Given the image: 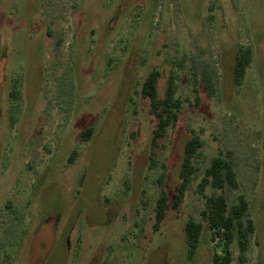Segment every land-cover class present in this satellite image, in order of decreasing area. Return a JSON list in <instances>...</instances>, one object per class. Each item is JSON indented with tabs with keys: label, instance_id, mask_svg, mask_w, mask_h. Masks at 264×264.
<instances>
[{
	"label": "rangeland",
	"instance_id": "374dc122",
	"mask_svg": "<svg viewBox=\"0 0 264 264\" xmlns=\"http://www.w3.org/2000/svg\"><path fill=\"white\" fill-rule=\"evenodd\" d=\"M238 45L252 60L235 88ZM152 70L159 97L176 78L181 109L151 166L156 120L141 86ZM192 133L200 172L230 155L227 201L243 195L255 227L244 264H264V0H0V264H212L200 177L171 207ZM188 219L203 226L191 260Z\"/></svg>",
	"mask_w": 264,
	"mask_h": 264
},
{
	"label": "trees",
	"instance_id": "16d2710c",
	"mask_svg": "<svg viewBox=\"0 0 264 264\" xmlns=\"http://www.w3.org/2000/svg\"><path fill=\"white\" fill-rule=\"evenodd\" d=\"M251 60L252 50L249 47L238 45L234 52L233 64V85L235 88L242 85L246 69ZM160 75L157 70L150 71L141 86V95L149 100L150 114L156 120V126L152 130L150 139L151 152L149 160L151 166L154 160V149L166 137L169 128L176 125L181 109V101L175 97L176 78L172 74L169 75L166 81L163 96H158L157 84ZM212 77L213 74L209 73L207 69L204 67L201 69V80L208 96L215 92ZM10 95L15 98L16 91H11ZM198 103L197 100L196 104ZM92 132V127L84 129L81 133V140H89ZM201 147L202 141L195 133H192L184 143L177 174L178 182L171 207L174 210L179 208L193 180L200 177L197 192L204 198V208L199 215L201 221L208 228L210 240L212 242L216 241V244L220 247V251L212 253L211 263L231 264L233 261L231 245L235 243L238 251L237 262L238 264H244L247 259L251 237L255 233L254 222L249 217L248 202L243 195H238L236 201L231 204L227 201L226 194L238 190V181L230 155L219 154L212 157L208 165L200 172L196 160ZM207 187L211 190L209 195L204 194ZM166 205V193L161 189L153 207V230L158 229L163 221ZM202 229V223L193 219H188L184 224L183 241L187 260H191L196 253V249L201 242Z\"/></svg>",
	"mask_w": 264,
	"mask_h": 264
},
{
	"label": "flooded vegetation",
	"instance_id": "af4514ba",
	"mask_svg": "<svg viewBox=\"0 0 264 264\" xmlns=\"http://www.w3.org/2000/svg\"><path fill=\"white\" fill-rule=\"evenodd\" d=\"M63 246L65 247V249H69V243L66 241V242H64V244H63ZM65 253L63 254L62 253V261H65L66 260V258H65Z\"/></svg>",
	"mask_w": 264,
	"mask_h": 264
}]
</instances>
